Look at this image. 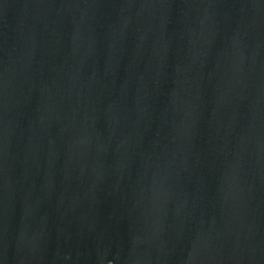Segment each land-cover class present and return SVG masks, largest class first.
Listing matches in <instances>:
<instances>
[{
	"label": "water",
	"instance_id": "obj_1",
	"mask_svg": "<svg viewBox=\"0 0 264 264\" xmlns=\"http://www.w3.org/2000/svg\"><path fill=\"white\" fill-rule=\"evenodd\" d=\"M0 264H264V0H0Z\"/></svg>",
	"mask_w": 264,
	"mask_h": 264
}]
</instances>
